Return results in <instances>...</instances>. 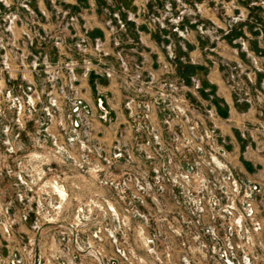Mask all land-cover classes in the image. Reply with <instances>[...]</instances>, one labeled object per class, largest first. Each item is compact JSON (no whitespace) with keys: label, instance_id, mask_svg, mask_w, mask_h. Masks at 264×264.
I'll return each mask as SVG.
<instances>
[{"label":"rangeland","instance_id":"rangeland-1","mask_svg":"<svg viewBox=\"0 0 264 264\" xmlns=\"http://www.w3.org/2000/svg\"><path fill=\"white\" fill-rule=\"evenodd\" d=\"M4 216L0 264H264V0H0Z\"/></svg>","mask_w":264,"mask_h":264},{"label":"built area","instance_id":"built-area-1","mask_svg":"<svg viewBox=\"0 0 264 264\" xmlns=\"http://www.w3.org/2000/svg\"><path fill=\"white\" fill-rule=\"evenodd\" d=\"M83 108V107H81ZM75 112H81L79 107H75ZM73 128H78V124L75 122L73 124ZM22 219L25 221L26 217L22 216ZM0 231L3 235L9 236L11 233V223H9V218L8 217H3L2 219H0ZM14 264V263H12Z\"/></svg>","mask_w":264,"mask_h":264},{"label":"trees","instance_id":"trees-1","mask_svg":"<svg viewBox=\"0 0 264 264\" xmlns=\"http://www.w3.org/2000/svg\"><path fill=\"white\" fill-rule=\"evenodd\" d=\"M187 71H188V69H185V72L183 71V72L181 73L182 76H186V74H187V75L190 74V73H188Z\"/></svg>","mask_w":264,"mask_h":264},{"label":"crops","instance_id":"crops-1","mask_svg":"<svg viewBox=\"0 0 264 264\" xmlns=\"http://www.w3.org/2000/svg\"><path fill=\"white\" fill-rule=\"evenodd\" d=\"M188 73H192V68L191 69H188V71H187ZM187 75V74H186Z\"/></svg>","mask_w":264,"mask_h":264}]
</instances>
